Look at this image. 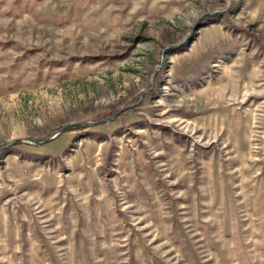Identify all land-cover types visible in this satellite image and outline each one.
Returning a JSON list of instances; mask_svg holds the SVG:
<instances>
[{
	"label": "rangeland",
	"instance_id": "374dc122",
	"mask_svg": "<svg viewBox=\"0 0 264 264\" xmlns=\"http://www.w3.org/2000/svg\"><path fill=\"white\" fill-rule=\"evenodd\" d=\"M0 148V264H264V0H0Z\"/></svg>",
	"mask_w": 264,
	"mask_h": 264
},
{
	"label": "water",
	"instance_id": "95a60500",
	"mask_svg": "<svg viewBox=\"0 0 264 264\" xmlns=\"http://www.w3.org/2000/svg\"><path fill=\"white\" fill-rule=\"evenodd\" d=\"M120 112H121V110L117 111L116 114H114L113 116H111L110 118H108V119H106L104 121H109L110 119L115 118L116 116H118L120 114ZM104 121H98V122H95V123H82V125H93V124L96 125L97 123H102ZM82 125L81 124H76V125L72 124V125H68V127L67 126L62 127V128L59 129V131L54 132L51 136L47 137L46 139H44L41 142H35L33 140H25V139H19L18 141L23 142V143H28V144H31V145H36V146L40 145L41 146L42 143H45V142L51 140L55 135H58L59 133L65 131L66 129H68V128L72 127V126H81L82 127ZM12 142H14V141L9 142L8 145L11 144ZM2 149L3 148H0V150H2Z\"/></svg>",
	"mask_w": 264,
	"mask_h": 264
}]
</instances>
